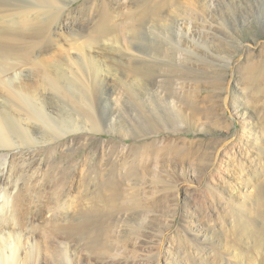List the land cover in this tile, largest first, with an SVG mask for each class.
Segmentation results:
<instances>
[{
  "label": "rangeland",
  "instance_id": "obj_1",
  "mask_svg": "<svg viewBox=\"0 0 264 264\" xmlns=\"http://www.w3.org/2000/svg\"><path fill=\"white\" fill-rule=\"evenodd\" d=\"M67 9L79 31L55 36L40 59L46 70L59 62L77 72L84 61L76 48L92 40L86 61L100 75L89 84L102 126V113L114 116L107 114L118 83L106 74L115 69L174 92L179 114L161 123L130 111L120 121L132 125L131 135L118 131L116 118V132L97 133L75 99L70 120L86 130L0 151L9 154L14 198L40 210L36 228L44 230L47 216L79 226L74 264H86L84 254L95 264L115 255L132 264H264V0H78ZM181 15L197 44L187 35L178 38L181 50L169 51L164 26ZM134 49L138 58L124 55ZM110 177L117 192L93 186Z\"/></svg>",
  "mask_w": 264,
  "mask_h": 264
},
{
  "label": "bare ground",
  "instance_id": "obj_2",
  "mask_svg": "<svg viewBox=\"0 0 264 264\" xmlns=\"http://www.w3.org/2000/svg\"><path fill=\"white\" fill-rule=\"evenodd\" d=\"M76 1L78 0H0V89H5V95L7 94L0 98V151L27 148L31 144L34 146L41 134H51L52 139H57L71 132L86 130L70 120L73 114L68 108L75 99L88 114L85 120V123L91 124L88 130L97 133L116 132L118 129L125 135H131L132 125L123 118L120 121L130 111L135 112L138 119L150 116L161 123L167 122L168 117H177L179 114L178 104L173 98L176 95L174 92L162 93L151 81H143L138 72L130 75L124 70L115 69L106 74L112 78V84L118 83V87L113 86L114 108L107 114L110 116L114 113V116L109 119L102 113V126L100 116L93 113L94 102L97 101L91 92L94 88L89 84V81H100V75L91 67V62L86 61L92 59V40L88 46L76 48L78 53L74 55L84 61L74 73L80 78V70L87 76V80L82 81L85 87L79 83L78 77H73V72L63 69L59 62L50 63L49 70H46V62H42L40 53L51 49L53 38L62 34V31L75 33L80 29L73 20H69L67 9L68 5ZM107 2L108 0H103V4ZM105 12L106 8H101L98 15L102 16ZM180 17L182 18L171 20L164 26L170 30V40L166 43L169 51L181 50L178 38L187 35L197 44L191 37L194 34L191 28L183 21L185 17ZM149 19L155 18L148 17L147 20ZM148 27L155 29V25ZM98 31L101 36L106 33L101 24ZM137 52L134 49L124 55L138 58ZM34 53L37 54L33 56ZM187 53L193 54L190 51ZM66 61L69 62L68 59ZM33 65L38 66L36 71L31 67ZM25 71L26 75L23 74ZM96 89L99 88L96 86ZM182 89L180 86L177 93L182 95ZM115 118L122 124L117 129ZM8 156L7 152L0 153V264H74L76 253L81 250L79 244L71 240V236L75 231L78 232L79 226L60 223L52 220L55 216H47L44 230L37 229L34 212L40 213L39 208L35 205L20 206L21 195L14 198L9 189L12 183L9 176L12 166L9 165ZM26 158L27 156H21L22 164H25ZM13 159L12 157L11 160ZM28 159L37 162L32 161L33 155ZM26 166L27 169L34 167L33 164ZM36 174L38 171L34 172V176ZM110 178L112 180L107 183H99L94 178L93 186L99 188L97 191L104 187L115 193L119 182L115 177ZM158 249H162L161 244ZM92 250L96 255L102 256L104 253L103 247H99L95 241L92 242ZM115 256L117 259L113 258L114 261L103 259L99 264H132L122 261L125 256ZM83 257L86 264L99 262L89 254H84Z\"/></svg>",
  "mask_w": 264,
  "mask_h": 264
}]
</instances>
